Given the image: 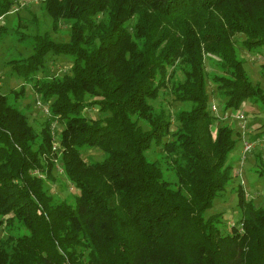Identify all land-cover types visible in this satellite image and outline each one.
Returning <instances> with one entry per match:
<instances>
[{
	"label": "trees",
	"instance_id": "trees-1",
	"mask_svg": "<svg viewBox=\"0 0 264 264\" xmlns=\"http://www.w3.org/2000/svg\"><path fill=\"white\" fill-rule=\"evenodd\" d=\"M13 3L0 0V16ZM103 3L107 13L99 16ZM46 13L53 28L60 19L68 24L69 40L36 33L33 53L9 63L29 80L48 53L72 56L67 73L32 87L65 122L61 161L79 193L74 202L55 198L32 173L51 175L49 122L37 135L0 92V224L8 231L0 264H264V205L241 200L240 229L231 233L220 230V213L204 215L229 181L236 139L230 125L212 130L202 56L204 49L220 59L211 79L226 107L244 98L264 104L232 39L241 33L245 49H264V0H58ZM7 29L0 24V38ZM171 66L185 73L184 81L173 79L175 97L192 102L173 118L155 114L149 102ZM93 103L104 117L82 112ZM173 119L175 138L162 141ZM152 140L168 155L178 187L146 157ZM83 145L100 147L104 157L85 164Z\"/></svg>",
	"mask_w": 264,
	"mask_h": 264
},
{
	"label": "rangeland",
	"instance_id": "rangeland-1",
	"mask_svg": "<svg viewBox=\"0 0 264 264\" xmlns=\"http://www.w3.org/2000/svg\"><path fill=\"white\" fill-rule=\"evenodd\" d=\"M9 10L0 16V24L6 26L8 33H2L0 38V92L6 94L8 102L16 104L26 120L34 128L35 133L41 134V128L49 122L50 148L45 159L52 162L51 175L39 168L32 170L45 179V186L55 195V198H64L74 202L79 193L78 188L68 178L64 170L61 158L64 145L62 143V130L64 120L53 114L50 109L51 98L43 100L40 94L32 87L36 79L62 76L67 73L73 62L70 55L48 53L42 71L34 74L32 79L26 80L18 76L11 69V59L24 58L33 53V38L36 33L49 32L56 41L69 40L68 24L62 19L58 21L56 28L51 26V20L46 13V6L53 2V7L58 0H13ZM99 16L107 13L105 4H101ZM244 35L235 33L232 36L235 51L243 60V69L252 82L264 90V73L261 65L264 64V49L247 50L241 44ZM203 67L205 71L206 92L208 94L207 105L213 115L212 130L218 126L227 124L233 128L235 144L227 155V161L231 163V173L226 186L213 197L212 204L204 211L207 217L214 213H220L219 227L224 233H231L233 225L240 229L239 218L243 213V205L253 202L255 205H264V104L244 98L238 108L226 107L222 96L213 83L211 76L218 73L219 57L216 54L207 53L202 49ZM184 69L183 66H181ZM182 69L171 66L167 73L164 85L156 95L149 98L152 111L156 114L164 110L166 115L173 118V113L179 109H189L192 102L175 97L173 91V79L184 81L185 73ZM95 95L86 94V99L95 98ZM215 105V108L212 107ZM82 112L88 117H104L97 104L87 105ZM237 113H243L244 118L236 117ZM152 114V115H155ZM151 116V115H150ZM139 124L145 129L151 127V121L142 116H137ZM245 122V126H244ZM176 120H172L168 131L162 136V141L175 138ZM249 146V147H246ZM82 161L87 164L104 157V151L98 146L83 145L80 148ZM148 159H157L163 169V178L173 187L179 183L173 170L170 168L168 155L162 145L152 140L145 150ZM47 157V158H46ZM84 163L82 165H84ZM241 189L238 190V188ZM242 200V201H241ZM9 230V229H8ZM19 231H24L20 228ZM7 228L0 224V238L7 236ZM71 264V263H70Z\"/></svg>",
	"mask_w": 264,
	"mask_h": 264
},
{
	"label": "built area",
	"instance_id": "built-area-1",
	"mask_svg": "<svg viewBox=\"0 0 264 264\" xmlns=\"http://www.w3.org/2000/svg\"><path fill=\"white\" fill-rule=\"evenodd\" d=\"M212 107L215 108V105L212 104ZM236 117H238L240 119V118H244V115H243V113H237ZM244 126H245V122H244ZM246 147H249V146H246ZM64 264H70V263H64Z\"/></svg>",
	"mask_w": 264,
	"mask_h": 264
}]
</instances>
